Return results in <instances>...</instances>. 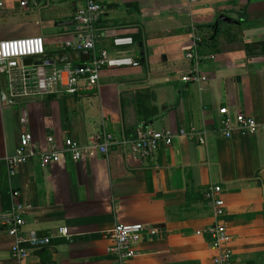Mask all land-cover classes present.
Instances as JSON below:
<instances>
[{
	"label": "crops",
	"instance_id": "0c3cea01",
	"mask_svg": "<svg viewBox=\"0 0 264 264\" xmlns=\"http://www.w3.org/2000/svg\"><path fill=\"white\" fill-rule=\"evenodd\" d=\"M36 1L37 8L21 10L17 0H0V40L41 36L45 54L33 63L59 64L69 55L60 45L75 34L74 25L55 24L73 21L84 0ZM96 1L104 7L96 51L130 56L140 66L105 69L94 90L72 97H31L11 106L0 100V264H112L107 249L119 223L147 228L129 264H212L211 240L196 232L213 223L204 199L213 186L222 190L233 264H264V52L258 45L264 43V0ZM221 16L233 22L217 23ZM193 27L201 39L217 38L215 51L198 48L197 68L208 78L201 86L182 81L193 68L185 57ZM137 35L141 47L134 41L129 48L112 46L116 36ZM5 81L0 76V90ZM220 108L253 117L259 128L223 138L216 128ZM23 110L41 151L50 136L58 146L66 138L87 146L106 131L115 144L78 162L64 156L42 167L30 159L10 180L5 159L18 147ZM141 126L194 128L204 143L176 137L143 160L129 145ZM11 187L27 205L23 234L50 239L23 263L10 257L12 239L1 225ZM61 228L73 242L59 236Z\"/></svg>",
	"mask_w": 264,
	"mask_h": 264
},
{
	"label": "built area",
	"instance_id": "2783aa9c",
	"mask_svg": "<svg viewBox=\"0 0 264 264\" xmlns=\"http://www.w3.org/2000/svg\"><path fill=\"white\" fill-rule=\"evenodd\" d=\"M21 10L38 7L36 0H17ZM0 3V7H1ZM104 15V7L96 0H84L83 5L76 11L74 21V38L65 40L60 47L67 52H89V60L85 62L65 61L62 63L27 66L23 61L34 56L45 54V42L41 36L22 37L0 40V76L5 78L4 88L0 90V100L5 106L25 98H43L49 95H64L72 97L80 92H90L99 83L101 72L110 69L138 68L139 61L126 55H111L107 51H96L95 43L98 38V24ZM192 45L185 54L186 59L193 62V68L188 75L182 78L184 83L203 85L208 81L206 75L198 71V64L202 57L198 54L201 38L197 35L196 27L190 29ZM134 45L129 37L116 36L112 46L116 49L129 48ZM219 122L217 132L225 139H231L235 134L246 136L254 134L259 125L253 117L242 112L231 113L228 108L218 111ZM20 123L23 126L18 140V147L13 156L5 159L7 176L11 180L19 166L28 160L38 158L42 167L58 163L64 156L71 161L78 162L96 152L106 154L115 144L114 136L106 131L99 132L93 145L83 146L71 138L64 139L58 146L53 137L47 138L49 148L39 150L33 143V138L27 126V112L22 111ZM264 129V124L262 126ZM184 137L204 143L203 132L194 128L179 129L177 132L169 130H154L141 126L136 136L129 142L133 155L147 160L162 147H169L173 139ZM221 188L213 186L205 190L204 199L208 203L213 217V223L197 231V235H206L211 240L213 250L216 252L212 264H233V253L229 249L231 236L228 234L222 217L224 215V202L221 198ZM10 205L1 218V225L7 235L12 239L10 257L23 263L33 251L39 250L50 243L49 238H39L34 232L23 234L26 221L24 218L27 205L22 200L21 192L11 187L9 192ZM147 228L139 223H119L112 230V244L107 249L112 264H129L137 256V247ZM60 237L73 242L72 236L66 228L58 230Z\"/></svg>",
	"mask_w": 264,
	"mask_h": 264
},
{
	"label": "water",
	"instance_id": "95a60500",
	"mask_svg": "<svg viewBox=\"0 0 264 264\" xmlns=\"http://www.w3.org/2000/svg\"><path fill=\"white\" fill-rule=\"evenodd\" d=\"M219 21H224V22H233L231 19L225 17V16H221L218 20H217V23ZM56 27L58 28H66V27H70L72 25H74V21H63V22H57L56 24ZM139 47L142 46V44L140 43L138 45ZM38 58H43V56H34V57H31V58H27L23 61V63L27 66H31L32 65V62L37 60ZM67 59H70L71 61H74V62H85V61H88L89 60V52L88 51H82V52H79V53H74V52H71L69 53V55L67 57L64 58V61H61L59 60L58 63H62V62H65L67 61ZM55 61H52L50 62L49 64H54Z\"/></svg>",
	"mask_w": 264,
	"mask_h": 264
},
{
	"label": "trees",
	"instance_id": "16d2710c",
	"mask_svg": "<svg viewBox=\"0 0 264 264\" xmlns=\"http://www.w3.org/2000/svg\"><path fill=\"white\" fill-rule=\"evenodd\" d=\"M216 39L217 38L214 35H211L206 39H202V42H200L201 44L199 43V48L202 46H208L211 50L215 51L214 49L216 48V46L214 45L216 44ZM132 40L138 44L142 42V38L140 35L135 36ZM258 45L262 47L264 52V43H259Z\"/></svg>",
	"mask_w": 264,
	"mask_h": 264
}]
</instances>
